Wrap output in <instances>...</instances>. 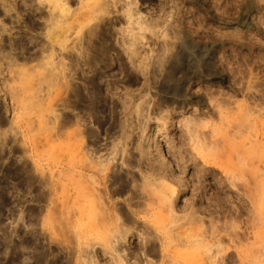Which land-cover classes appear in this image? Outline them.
<instances>
[{"label":"rangeland","instance_id":"374dc122","mask_svg":"<svg viewBox=\"0 0 264 264\" xmlns=\"http://www.w3.org/2000/svg\"><path fill=\"white\" fill-rule=\"evenodd\" d=\"M101 2L107 3V10L97 15L100 20L86 24L81 19L82 29L67 34L72 39L79 32L84 38L90 27L101 23L113 64V73L101 79L102 87L113 83L107 99L110 110L104 107L98 125L87 121L97 138L81 149L75 146L76 137L66 147L63 130L58 137L51 133L50 111L73 116L76 110L62 107L63 90L52 88L45 78V60H29L40 56L45 44L41 28L47 7L37 0H16L18 13L11 12L12 24L0 11V33L5 30L0 40V264H75L79 247L99 264H113L115 254L101 247L109 240L91 231L83 238L81 228L66 222L60 209V197L68 188L65 165L82 160L86 145L100 158L113 152V171L130 179V190L112 203H122L131 191L143 197L150 191L143 177L160 156L143 157L136 147L158 130L164 139L151 147L163 154L173 178L180 179L186 191L179 193L176 209L193 194L198 222L192 224H201L204 236L214 229L219 235L195 248L167 247L163 237L167 240L179 228L192 225L181 219L186 212L176 211L173 218L154 203L144 216L159 234L147 238L159 249L165 247L166 253L146 254L144 238L133 236L119 246L128 255L126 264H197L200 259L215 264L205 245H215L218 239L222 241L216 259L222 264H264V0H70V6L83 15ZM139 19L144 23L141 30ZM127 34L145 37L132 60L122 47ZM11 42L16 44L12 51ZM183 52L209 69L199 79L185 81V99L178 101L162 93V85L171 61ZM9 53L17 58L13 67L3 56ZM20 69L27 75L18 74ZM72 84L83 87L84 81L75 76ZM161 101L166 103L160 106ZM218 104L225 111L220 121L210 110ZM202 134L215 149L202 145ZM202 156L221 167L216 175L203 165ZM224 181L222 189L219 183ZM77 183V173L72 172L73 194L79 190ZM249 192L254 206L247 205Z\"/></svg>","mask_w":264,"mask_h":264},{"label":"bare ground","instance_id":"6f19581e","mask_svg":"<svg viewBox=\"0 0 264 264\" xmlns=\"http://www.w3.org/2000/svg\"><path fill=\"white\" fill-rule=\"evenodd\" d=\"M37 2L38 5L47 7V15L43 21V28H41V30L45 31L46 40L45 44L41 45V55L30 56L29 60L34 61L39 58L42 61L45 60L43 63L45 78H49L52 88L61 87V90H63L62 107L68 111L70 109L73 112L76 110L72 114L73 116H70V113L58 116L53 111H50L54 119L50 128L51 133L53 136L58 137L60 130H63L66 147H70V138L76 137L75 146L81 149L86 142L97 138V131L91 128V125H87V121L90 120L91 124L96 123L98 125L101 122L100 114L103 112L104 107L110 110L107 99L113 83L104 82L105 87H102L101 83L103 81L101 79H107V76L113 73V64L108 53V38L102 30L101 23H96L90 27L84 38L79 35V32L72 39H70V36L68 38L67 34L75 28L82 29V24L79 22L81 19L86 20V24L88 23L87 20H100L97 15L107 10V3L101 2L100 6H96L90 12L80 15L71 10L70 0H37ZM17 6L16 0H0V11L3 10V15L9 16L11 24L13 23L11 12L15 11V13H18ZM137 23L141 26L139 28L141 30L144 25L142 19H139ZM4 31L0 33L1 41ZM121 33H124V30ZM122 40L123 51L127 52L132 60L133 57L135 58L139 55L137 46L138 43L145 41V37L141 34H127L125 37L122 36ZM124 44L126 45L125 47ZM1 48L2 45H0V50ZM14 49H16V44L11 42L10 50ZM10 55L11 53L3 56L10 60L8 66L13 67L16 65L17 58L13 59ZM190 56L183 52L174 57L169 65L165 84L162 85V93H171L173 99L178 101L185 99L183 89L185 81L189 78L199 79L209 69L208 66L201 65L198 62H191ZM56 57H61L58 62H54ZM144 63V61L140 62L142 69L143 65H145ZM18 74L27 75V72L20 69ZM75 76L77 79L84 81L83 87L72 84ZM70 96L75 99L70 101ZM163 103L166 102L161 101L160 106ZM125 105L126 103L123 102V107ZM129 108L127 106L128 111ZM210 110L212 115L217 114L219 121L224 117L225 111L219 104ZM189 124H191V121H187L185 124L187 129ZM70 127H74L73 133H70ZM242 127L243 124L238 126V128ZM189 131L196 133L195 129L190 128ZM161 135L160 130L150 132L147 138L139 141L136 147L137 152L143 157L154 156V154L162 157L161 159L160 157L154 159L149 173L143 177L145 186L150 190L144 195L145 197H142V194H135L131 191L129 197L123 198L122 203L115 205L112 203V199H115V196H122L126 190H130V179L113 171V159L109 158V155L113 152H110L105 158H100L96 156L95 150L90 149L86 145L82 160L78 161V163L67 161L65 165L63 177L68 188L60 197V209L66 218V222L81 228L83 230V238H86L87 232L91 231V235L98 234L101 239L109 240L108 246L102 245L101 247L104 253H106L104 249L109 248L115 254L113 264H126L128 255H124V251L119 246L127 239L129 242V238L133 236L144 238L146 254L157 257L166 253L165 247L161 246L159 249L155 241L147 238L152 235L158 238L159 234L152 221L144 216L147 214L148 208H151L154 203L157 204L160 212L163 210L173 218H175L174 213L176 211L186 212L181 219L188 221V223L190 222L189 225H192L190 229L179 228L175 235L167 240L166 237H163L167 247L195 248L204 244L208 239H214L219 235L217 230L214 229L209 236H204L201 232V224L198 225L197 223L195 226L192 224L194 220L198 222L194 218V214L198 210L194 209V203H197V199L194 198L193 194L184 200L182 208L176 209L179 193L182 195L186 191L180 179L176 180L173 178V169L170 163L163 161V154L160 151H154L151 147V144H158L160 139H164ZM124 138L127 137H122V139ZM200 138L202 145H205L206 136L202 134ZM198 142L196 138V143L198 144ZM211 145H213L214 149L216 148V144L213 142L208 143L206 147L210 148ZM200 149L203 150V146ZM201 159L203 165L210 169V173L216 175V171L221 169L218 164L208 162L203 156ZM72 172H76L78 176L77 188L79 190L75 194L70 191ZM87 172L91 173V175L87 176ZM224 183L226 181L219 183L222 189L224 188ZM170 184L177 185L178 190L175 192ZM249 196L247 205L254 206L251 192H249ZM217 207H219L220 211H223L220 202H218ZM221 241L222 239H218L215 245H205L206 250L212 253L209 257L210 260L215 264L218 262L220 264L223 263L221 258L220 260L216 259V254L220 251ZM76 253L78 256L75 264H99L96 257L84 248L79 247V249H76ZM81 253L86 258H82ZM213 254L215 255L213 256ZM173 261L176 263L179 260L173 259ZM203 263L204 261L200 259L197 264Z\"/></svg>","mask_w":264,"mask_h":264}]
</instances>
